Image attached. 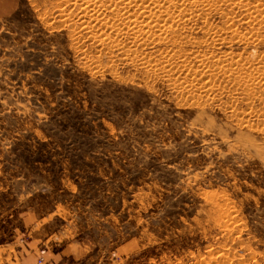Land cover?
<instances>
[{
	"label": "rangeland",
	"instance_id": "374dc122",
	"mask_svg": "<svg viewBox=\"0 0 264 264\" xmlns=\"http://www.w3.org/2000/svg\"><path fill=\"white\" fill-rule=\"evenodd\" d=\"M84 1L0 17V264H264V0Z\"/></svg>",
	"mask_w": 264,
	"mask_h": 264
},
{
	"label": "crops",
	"instance_id": "0c3cea01",
	"mask_svg": "<svg viewBox=\"0 0 264 264\" xmlns=\"http://www.w3.org/2000/svg\"><path fill=\"white\" fill-rule=\"evenodd\" d=\"M17 4L18 0H0V17L12 14Z\"/></svg>",
	"mask_w": 264,
	"mask_h": 264
},
{
	"label": "bare ground",
	"instance_id": "6f19581e",
	"mask_svg": "<svg viewBox=\"0 0 264 264\" xmlns=\"http://www.w3.org/2000/svg\"><path fill=\"white\" fill-rule=\"evenodd\" d=\"M91 1V0H90ZM93 1V0H92ZM85 2V9L87 10V12H88V15H89V13H95L96 12V9H98V7L96 6V3H94V2ZM112 1V0H111ZM113 1H115V0H113ZM153 1H156V0H153ZM107 2H109V0H107ZM127 2V1H126ZM138 2V1H137ZM146 2V1H145ZM172 2V1H171ZM187 2V1H186ZM122 3V2H121ZM120 3V4H121ZM131 3V2H130ZM152 3V2H151ZM157 3V2H156ZM160 3V2H159ZM173 3V2H172ZM84 4V3H83ZM166 4V3H165ZM189 4V3H188ZM135 6V5H134ZM150 6V5H149ZM184 6V5H183ZM112 7V6H111ZM172 7V6H171ZM175 7V6H174ZM122 9V8H121ZM85 10V11H86ZM99 10V9H98ZM123 10V9H122ZM130 10V9H129ZM134 10V9H133ZM161 10V9H160ZM220 10V9H219ZM82 11H84V9L82 10ZM132 11V10H131ZM99 12V11H98ZM85 13V12H84ZM121 13V12H120ZM136 13V12H135ZM87 14V13H86ZM125 14V13H124ZM93 15H95V14H93ZM138 15V14H137ZM96 16V15H95ZM92 17V16H91ZM132 17V16H131ZM115 20V19H114ZM232 20V19H231ZM143 23H144V21H143ZM92 26V25H91ZM160 26V25H159ZM176 26V25H175ZM137 28V27H136ZM139 28V27H138ZM169 29V28H168ZM104 31V30H103ZM138 33V32H137ZM134 36V35H133ZM135 37V36H134ZM139 37V36H138ZM252 37V36H251ZM253 38V37H252ZM212 43V42H211Z\"/></svg>",
	"mask_w": 264,
	"mask_h": 264
}]
</instances>
